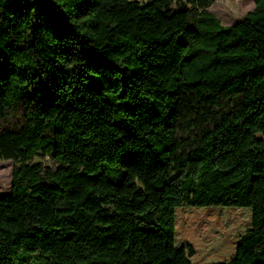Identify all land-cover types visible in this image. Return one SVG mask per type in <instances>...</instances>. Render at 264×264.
Returning a JSON list of instances; mask_svg holds the SVG:
<instances>
[{
	"label": "trees",
	"instance_id": "16d2710c",
	"mask_svg": "<svg viewBox=\"0 0 264 264\" xmlns=\"http://www.w3.org/2000/svg\"><path fill=\"white\" fill-rule=\"evenodd\" d=\"M192 2L0 0V264H193L185 206L252 209L212 264H264V0Z\"/></svg>",
	"mask_w": 264,
	"mask_h": 264
},
{
	"label": "rangeland",
	"instance_id": "374dc122",
	"mask_svg": "<svg viewBox=\"0 0 264 264\" xmlns=\"http://www.w3.org/2000/svg\"><path fill=\"white\" fill-rule=\"evenodd\" d=\"M190 7L196 5L193 0ZM213 13L223 26H233L243 21L246 15L256 8V0H209ZM195 4V5H194ZM226 102L217 110L225 109ZM198 108V104L193 102ZM197 118L188 117L180 132L183 150L190 151L189 141L195 136L193 121ZM40 162V160H36ZM43 162L47 163V160ZM16 163L0 161V195L12 193L13 172ZM239 211L237 208H196L185 206L177 209V227L180 233L178 248L192 246L196 255L190 258L193 264H212L229 262L234 256L241 239L253 228V210ZM242 217L245 224L235 218ZM185 239V240H184ZM187 239V240H186ZM186 241V242H184ZM225 260L217 258L226 257Z\"/></svg>",
	"mask_w": 264,
	"mask_h": 264
}]
</instances>
